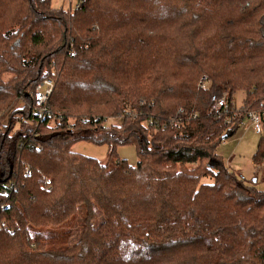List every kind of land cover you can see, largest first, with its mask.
<instances>
[{
	"label": "trees",
	"instance_id": "obj_1",
	"mask_svg": "<svg viewBox=\"0 0 264 264\" xmlns=\"http://www.w3.org/2000/svg\"><path fill=\"white\" fill-rule=\"evenodd\" d=\"M262 102L264 0H0V125L32 124L0 130V264H264V190L217 152ZM82 139L108 160L76 152Z\"/></svg>",
	"mask_w": 264,
	"mask_h": 264
},
{
	"label": "rangeland",
	"instance_id": "obj_2",
	"mask_svg": "<svg viewBox=\"0 0 264 264\" xmlns=\"http://www.w3.org/2000/svg\"><path fill=\"white\" fill-rule=\"evenodd\" d=\"M79 0H52L53 7L61 8L63 7L66 10H75L78 5ZM244 97V92L238 91L236 93V103L237 106L242 105ZM22 103L19 102V105ZM106 124L108 126H121L122 124V115H114L112 111L110 113L106 112ZM85 110H76L72 113L68 118V123L71 124H79L86 117ZM17 118V116H15ZM22 121L17 122L13 125L11 121L5 120L4 126L0 125V130L4 135H12L15 131L23 132L29 126H32L29 123L25 116L19 115ZM68 124V125H69ZM12 125L14 127H12ZM51 128L43 129L40 133H38L41 137L45 138L58 128V124L51 122ZM261 138V134L257 133L250 126V120H246L237 132L227 138L224 142H222L218 148L217 152L223 157L228 166L236 172L242 181L246 185H255L258 189L264 190V176L261 173L263 170V165H259L253 160V155L256 152L258 142ZM73 149L81 154L98 158L99 160L105 162L108 160L109 154V146L106 143H97L90 140H79L73 144ZM115 155L119 156L123 159H127V161L131 165H135L138 161V155L136 146L133 144H123L118 145L115 151ZM205 164V163H204ZM195 165H190L189 167H194ZM206 181H208L206 179ZM83 216V210L80 209L77 219L75 220V226L73 227L74 235L72 238L68 240V244H72L77 239V228H80V220ZM105 219L104 214L99 212L98 218L96 220V224L102 222ZM95 224V225H96ZM76 225L78 227H76Z\"/></svg>",
	"mask_w": 264,
	"mask_h": 264
},
{
	"label": "built area",
	"instance_id": "obj_3",
	"mask_svg": "<svg viewBox=\"0 0 264 264\" xmlns=\"http://www.w3.org/2000/svg\"><path fill=\"white\" fill-rule=\"evenodd\" d=\"M55 81L51 78H47L44 80H41L37 87L34 94V110L35 112L43 117L48 115L50 111V105H49V98L54 90L55 87ZM227 101H226V95L217 100L216 104H214V109H220L221 107L225 106L227 107ZM262 114H264V102L260 104V110L259 111H251L248 114V119L250 120V126L255 130L257 133L262 134L263 133V127H262ZM13 185V183H11ZM7 193V192H5Z\"/></svg>",
	"mask_w": 264,
	"mask_h": 264
},
{
	"label": "water",
	"instance_id": "obj_4",
	"mask_svg": "<svg viewBox=\"0 0 264 264\" xmlns=\"http://www.w3.org/2000/svg\"><path fill=\"white\" fill-rule=\"evenodd\" d=\"M227 137H228V135H224V136H223V139H226Z\"/></svg>",
	"mask_w": 264,
	"mask_h": 264
}]
</instances>
